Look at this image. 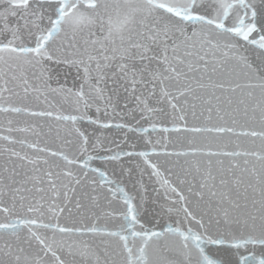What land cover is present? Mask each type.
Wrapping results in <instances>:
<instances>
[{
  "label": "snow or ice",
  "instance_id": "snow-or-ice-1",
  "mask_svg": "<svg viewBox=\"0 0 264 264\" xmlns=\"http://www.w3.org/2000/svg\"><path fill=\"white\" fill-rule=\"evenodd\" d=\"M0 264H264V0H0Z\"/></svg>",
  "mask_w": 264,
  "mask_h": 264
}]
</instances>
